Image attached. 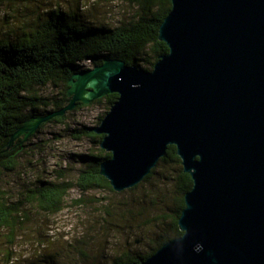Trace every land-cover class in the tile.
<instances>
[{
    "label": "water",
    "instance_id": "1",
    "mask_svg": "<svg viewBox=\"0 0 264 264\" xmlns=\"http://www.w3.org/2000/svg\"><path fill=\"white\" fill-rule=\"evenodd\" d=\"M158 39L169 51L151 71L105 60L72 75L68 105L26 122L9 146L117 94L89 128L111 155L100 175L112 189L141 183L168 146L192 180L182 235L141 264H264V0H171Z\"/></svg>",
    "mask_w": 264,
    "mask_h": 264
},
{
    "label": "trees",
    "instance_id": "2",
    "mask_svg": "<svg viewBox=\"0 0 264 264\" xmlns=\"http://www.w3.org/2000/svg\"><path fill=\"white\" fill-rule=\"evenodd\" d=\"M5 1L0 0V10L4 8ZM125 1L130 4L132 15L117 26L83 15L77 7L78 3L74 7L69 5L67 10L58 4L50 9L39 8L36 4L34 7L39 11H33V19L28 20L23 15L24 22L27 21L19 32L11 31V36L5 35L0 39V236L5 237L9 244H13L23 219L27 220L24 213L26 203L56 213L67 192L74 186L82 192L106 190L114 195L134 194L142 189L144 191L137 196L134 204L143 209L147 203L146 207L156 210L152 218L142 222L135 219L138 214L141 216L139 209L135 211L136 216L130 217L136 229L144 226L143 230L152 231L156 228L157 236L151 241L149 251H123L106 264H141L167 241L182 235L178 219L192 180L183 172L175 146L167 147L165 156L141 183L117 193L100 175V164L111 157L110 153L100 148L103 136L91 132L90 127L82 126L71 131L72 138L87 139L92 148L75 159L78 167L74 185L64 180L60 172L54 180H41L33 189H27L23 199L11 201L1 184L5 174L16 170V152L23 147L20 144L24 136L15 139L9 146L11 137L26 122L68 105L69 80L72 75L89 69L84 63L93 68L102 65L105 60H121L127 65L151 71L159 57L168 53L166 44L158 39V31L171 10V0ZM37 3L43 7L46 5L42 1ZM47 89H51V95H45ZM117 97V94H109L89 104L78 103L75 109H104L97 118V124H100ZM67 117L68 114L54 117L41 124L38 130L47 124L62 125ZM114 209L115 206L107 205L105 215L112 217ZM12 258L10 253H6L4 264L11 263ZM43 264L55 262L45 259Z\"/></svg>",
    "mask_w": 264,
    "mask_h": 264
},
{
    "label": "rangeland",
    "instance_id": "3",
    "mask_svg": "<svg viewBox=\"0 0 264 264\" xmlns=\"http://www.w3.org/2000/svg\"><path fill=\"white\" fill-rule=\"evenodd\" d=\"M37 1L45 2V7ZM76 3L83 15L110 26H117L132 15L130 4L125 0H7L0 10V39L11 36V31L19 32L27 21L24 22L23 15L28 20L33 19V11H39L34 7L36 4L48 9L58 4L67 10ZM84 66L92 68L89 63ZM51 93L49 89L45 95ZM103 112L104 109L98 107L68 111L64 114H68L64 124H47L23 139L22 149L16 152V170L5 174L1 181L11 201L23 199L27 189H33L41 180H54L60 172L64 180L74 185L78 167L75 159L89 152L92 145L87 139L75 140L71 131L82 126H97V118ZM143 191L114 195L106 190L82 192L74 186L56 213L26 203L27 220L23 219L13 244L0 236V264H4L6 253L13 256L9 264H43L45 259L55 264H106L123 251L148 252L151 241L157 236L156 228L152 231L143 230L144 226L136 229L130 218L136 216L137 209L141 216L135 217L136 222L156 214L155 209L146 207L147 203L143 209L134 204ZM107 205L115 206L112 217L104 213ZM132 210L134 212L130 213ZM160 210L163 209L160 207ZM135 239L139 240L138 244L134 243Z\"/></svg>",
    "mask_w": 264,
    "mask_h": 264
}]
</instances>
